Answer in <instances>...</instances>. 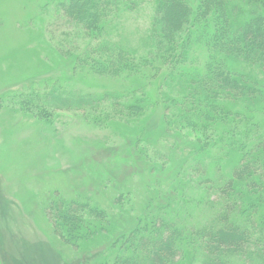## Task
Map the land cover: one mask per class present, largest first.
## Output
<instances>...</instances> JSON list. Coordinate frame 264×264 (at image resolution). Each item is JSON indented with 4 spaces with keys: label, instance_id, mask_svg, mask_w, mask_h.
<instances>
[{
    "label": "rangeland",
    "instance_id": "rangeland-1",
    "mask_svg": "<svg viewBox=\"0 0 264 264\" xmlns=\"http://www.w3.org/2000/svg\"><path fill=\"white\" fill-rule=\"evenodd\" d=\"M60 2L0 0V264H110L114 239L165 211L179 225L207 226L215 216L196 190L201 172L187 176L201 160L191 157L206 152L209 172L230 178L249 144L238 118L194 130L169 125L163 107L123 116L114 100L94 110L53 107L52 92L114 93L130 105L155 97L161 81L141 61L154 56V1L122 2L92 32L64 18ZM116 62L136 70L112 73ZM65 207L83 208L99 235L67 244Z\"/></svg>",
    "mask_w": 264,
    "mask_h": 264
},
{
    "label": "trees",
    "instance_id": "trees-1",
    "mask_svg": "<svg viewBox=\"0 0 264 264\" xmlns=\"http://www.w3.org/2000/svg\"><path fill=\"white\" fill-rule=\"evenodd\" d=\"M152 1L155 51L141 61L152 66V78L161 80L155 97L147 93L129 105L114 93L52 92L48 103L59 110H94L101 101L114 100L119 116L131 114L136 107H163L165 121L180 129L205 130L238 118L250 128L249 144L243 146L241 162L230 178L219 169L209 172V160L201 161L206 152L191 157L201 160L187 168V176L201 172L196 190L203 191L208 198L202 201L204 208L215 216L207 226L179 225L167 211L145 215L128 233L113 240L110 264H264V215L259 205L264 202V0ZM122 2L134 4L136 0H63L59 10L75 27L92 32ZM114 51L113 57L122 61L124 55ZM114 64L115 74L122 68L136 70L127 62ZM253 196L262 201L248 200ZM63 210L59 219L67 244L76 247L99 235L83 208Z\"/></svg>",
    "mask_w": 264,
    "mask_h": 264
}]
</instances>
